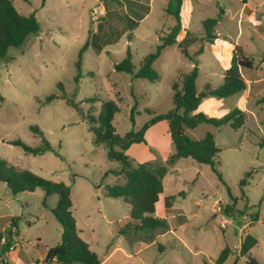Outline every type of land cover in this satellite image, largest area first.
Segmentation results:
<instances>
[{
  "label": "rangeland",
  "instance_id": "374dc122",
  "mask_svg": "<svg viewBox=\"0 0 264 264\" xmlns=\"http://www.w3.org/2000/svg\"><path fill=\"white\" fill-rule=\"evenodd\" d=\"M168 2L14 0L21 14L35 12L40 31L21 47H11L0 60V158L70 188L78 234L102 264H217L227 246L231 254L223 264H248L250 258L264 264V87L256 84L250 91L246 104L250 113L240 129L209 123L185 129L197 140L208 132L214 134L221 149L215 160L220 178L211 165L192 157L170 163L176 149L168 122L151 124L175 108L171 83L196 63L173 45L162 51L154 65L160 75L156 81L115 70L129 50L137 69L156 50L160 37L175 25L165 12ZM245 2L264 14V0H185L182 15L187 32L202 37V22L215 18V29L222 34L216 44L204 41L203 53L196 56L199 92L207 82L215 88L223 82L221 74L238 33L239 44L255 61L249 73L264 72L260 60L264 58V19L258 12L246 13L239 22ZM88 40L79 67L80 51ZM199 47L191 44L190 54ZM243 94L247 95L246 90L228 98L203 97L199 112L220 118L223 110L242 104ZM49 96H54L50 102ZM110 100L120 108L113 122L116 134L142 132L145 138L125 151L132 167L167 168L153 216L165 218L169 228L137 229L130 219V205L106 196L107 186L125 182L123 164L110 156L106 142L96 143L90 117H98ZM31 126H38L43 136ZM43 137L53 150L39 155L9 143L19 139L39 147ZM114 150L122 148L115 145ZM58 199L57 194L48 197L41 188L13 193L0 180V232L9 224L3 231L9 233L16 227L12 218H17L21 250L15 264H44L48 250L61 241L63 226L53 212ZM221 216L231 225L224 228ZM247 235L258 243L241 255Z\"/></svg>",
  "mask_w": 264,
  "mask_h": 264
},
{
  "label": "trees",
  "instance_id": "16d2710c",
  "mask_svg": "<svg viewBox=\"0 0 264 264\" xmlns=\"http://www.w3.org/2000/svg\"><path fill=\"white\" fill-rule=\"evenodd\" d=\"M184 1L169 0L165 12L175 19V25L170 27L164 36L160 37V44L156 46V50L143 59L139 68L137 69L133 64L129 50L127 57L115 65V70L132 74L135 78L156 81L160 75L154 65L162 51L173 45H178L181 52L196 63L189 72H179L178 77L171 83L175 108L167 114L157 116L151 121V124L162 120L168 122L171 140L176 149L175 154L169 159L170 163L175 162L177 158L192 157L199 163L211 165L215 173L222 178L220 170L215 168V160L221 149L216 144L214 134L208 132L202 139L197 140L191 138L185 129H193L201 123H209L217 127L230 124L234 130L243 127L246 124V111L239 107L231 109L220 118L209 117L203 112L196 111L199 109L203 97L228 98L247 90V82L242 71L252 70L255 67V61L241 46L236 45L233 49L231 64L224 72L223 83L214 88L207 82L204 84L203 91L199 92L197 87L199 68L196 56L203 53L204 46L202 44L204 41L214 43L218 38L215 29L218 20L215 18L205 19L202 22L204 36L196 37L193 33L187 32L184 40L180 43L178 36L183 29L181 12ZM39 31L40 22L35 12L28 15L21 14L15 7L14 0H0V60L7 56L11 47H21L29 36L36 35ZM195 43L200 47L192 55L189 52V46ZM88 45L89 40L80 51L79 67L83 52ZM59 86L62 88L63 84L60 83ZM53 99L54 96H49L47 101L50 102ZM135 110L136 105L132 108V119ZM119 111L118 105L110 100L105 102L98 117H90L91 129L96 135V143L106 142L110 148V156L120 160L123 164L122 172L125 176V182L107 186L106 196L123 199L130 205V219L136 223L137 229L167 228L168 224L165 219L153 216L163 193V179L167 174V168L153 169L145 164L132 167L131 160L125 151L133 144L145 142V138L142 132L136 134L132 131L127 133L125 137L116 134L113 122ZM148 112L152 113L149 110ZM31 130L43 136L38 126H31ZM42 142L43 144L39 147H31L19 139L9 141L10 144L20 146L25 152L33 155L53 150L52 145L44 137ZM261 144L264 145V142ZM115 145H119L122 151L114 150ZM0 180L7 182L13 193L41 188L47 196L58 195L59 199L53 212L63 226L62 239L56 246L48 250L44 264H102L98 254L92 251L89 244L78 234V226L73 215L71 190L68 186L61 182L45 179L30 170L11 166L1 158ZM226 211H229L228 208ZM11 223L17 225V218H12ZM257 243L254 238L247 235L241 242V255L248 254ZM7 252H9L8 247H5V253ZM230 254L231 248L225 247L216 263L223 264ZM248 264H258V261L250 258Z\"/></svg>",
  "mask_w": 264,
  "mask_h": 264
},
{
  "label": "crops",
  "instance_id": "0c3cea01",
  "mask_svg": "<svg viewBox=\"0 0 264 264\" xmlns=\"http://www.w3.org/2000/svg\"><path fill=\"white\" fill-rule=\"evenodd\" d=\"M185 2V1H184ZM184 5V3H183ZM183 9L185 10L184 6L182 7V12H183ZM192 8L190 6H188V15H192ZM182 12H181V15H182ZM257 13L258 12V16L260 19H264V14L262 11H260L259 8H252L250 7L247 2H245V4L243 5V7L241 8L240 10V18H239V22L242 21V17H245L246 13L247 14H251V13ZM184 19H183V15H182V24H183V29L181 31V33L179 34L178 36V41H181V38L185 35L186 36V33H187V30L184 28ZM263 29V28H262ZM264 30V29H263ZM191 33V32H190ZM222 34L220 32H217V36L218 38L215 40L214 44H216L218 41H219V37L221 36ZM239 37H240V33H238V35L236 36L235 40H234V43L231 45V50H230V58L228 59V61L226 62L224 68H223V73L221 74V76L223 77V80H224V72L225 70L230 66L231 64V58H232V54H233V49L236 45H239ZM243 49L244 47L241 46ZM244 51L246 52V50L244 49ZM247 53V52H246ZM248 54V53H247ZM249 55V54H248ZM264 58L260 59L261 62L263 63V65L261 66V68L264 70V61H262ZM253 70V69H252ZM249 71L251 70H243L242 71V75L243 77L245 78L246 82H247V90H246V96L245 94H243V97H242V104H238L237 106L239 108H241L242 110L246 111V113L248 114L249 116V110H247L246 108V104L249 102L250 98L251 97H248L250 96V91L251 90H254V88L256 87V84L260 85V87H264V72H258V73H249ZM223 83V82H222ZM221 83V84H222ZM211 84V83H210ZM220 84V85H221ZM212 85V84H211ZM219 85V86H220ZM215 88V87H214ZM258 88V87H257ZM260 89V88H258ZM240 94V93H239ZM237 95V94H236ZM244 107V108H243ZM235 108V107H234ZM233 109V108H232ZM230 111V110H229ZM196 112H199V109L196 111ZM222 113H227V110H223ZM245 126V125H244ZM164 191V190H163ZM45 192V191H44ZM162 195V194H161ZM52 196V195H51ZM49 197V196H48ZM160 200H161V197H160ZM58 202V201H57ZM57 205V204H56ZM158 206L156 205V210H157ZM156 214V212H155ZM217 215V213H216ZM156 217H159V218H162L160 216H156ZM162 219H165V218H162ZM166 220V219H165ZM167 221V220H166ZM168 226L167 228H169V223L167 222ZM9 226V224L3 228V230L0 232V264H4V263H8V264H15L18 260V255H19V252L21 250V247H17L14 251H11V252H7L5 253V247L1 245V239L3 238L4 236V233L3 231ZM14 230H16V234H18V229H17V225L15 228H12ZM6 235V234H5ZM46 257V256H45ZM45 257L43 258V262H44V259ZM39 262V260H36ZM102 262V261H101ZM53 264H59V263H53Z\"/></svg>",
  "mask_w": 264,
  "mask_h": 264
},
{
  "label": "built area",
  "instance_id": "2783aa9c",
  "mask_svg": "<svg viewBox=\"0 0 264 264\" xmlns=\"http://www.w3.org/2000/svg\"><path fill=\"white\" fill-rule=\"evenodd\" d=\"M221 218H222L221 223L224 228L231 225V221L229 219L224 218L223 216H221ZM250 224L251 222H248L247 224H245L243 226V229L247 228ZM1 245L4 247H8L9 252L14 251L19 246L18 238L16 235V230L11 229L9 233L4 235L3 238L1 239Z\"/></svg>",
  "mask_w": 264,
  "mask_h": 264
}]
</instances>
